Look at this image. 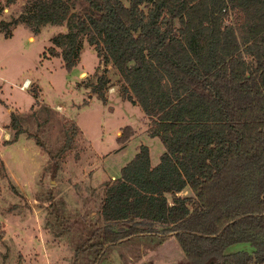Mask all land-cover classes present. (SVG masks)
<instances>
[{
  "label": "trees",
  "instance_id": "trees-1",
  "mask_svg": "<svg viewBox=\"0 0 264 264\" xmlns=\"http://www.w3.org/2000/svg\"><path fill=\"white\" fill-rule=\"evenodd\" d=\"M18 25L34 34L65 26L51 43L67 70L86 40L164 149L152 165L139 145L106 185L102 224L85 233L76 256L174 238L192 264H264V0H26L0 19V35ZM108 81L105 71L86 86L105 103ZM10 117L15 142L25 131ZM76 131L64 126L55 157ZM57 168L53 161V177ZM238 242L251 253L225 252Z\"/></svg>",
  "mask_w": 264,
  "mask_h": 264
},
{
  "label": "rangeland",
  "instance_id": "rangeland-1",
  "mask_svg": "<svg viewBox=\"0 0 264 264\" xmlns=\"http://www.w3.org/2000/svg\"><path fill=\"white\" fill-rule=\"evenodd\" d=\"M26 0H0V19L19 14ZM65 26H45L34 34L23 25L0 35V264H85L98 255H75L85 233L102 224L105 187L121 167L149 148L151 164L163 152L148 134L149 120L138 106L122 99L118 73L82 42L76 66L67 70L52 52L51 39ZM107 71L106 102L86 83ZM29 80V88H20ZM25 132L10 142L16 127ZM73 122L72 146L59 157L63 128ZM58 162L55 176L52 163ZM181 195H189L185 189ZM132 239L107 248L96 264H192L177 241ZM251 253L248 243L225 252Z\"/></svg>",
  "mask_w": 264,
  "mask_h": 264
},
{
  "label": "crops",
  "instance_id": "crops-1",
  "mask_svg": "<svg viewBox=\"0 0 264 264\" xmlns=\"http://www.w3.org/2000/svg\"><path fill=\"white\" fill-rule=\"evenodd\" d=\"M23 83L26 84L24 88H25V89H28V88H29V80L26 79V80L23 81ZM23 83H22V84H23ZM20 88H21V86H20ZM134 106H137V105H134Z\"/></svg>",
  "mask_w": 264,
  "mask_h": 264
},
{
  "label": "built area",
  "instance_id": "built-area-1",
  "mask_svg": "<svg viewBox=\"0 0 264 264\" xmlns=\"http://www.w3.org/2000/svg\"><path fill=\"white\" fill-rule=\"evenodd\" d=\"M25 85H26V84H25V83H23V84L21 85V89H22V88H24V87H25Z\"/></svg>",
  "mask_w": 264,
  "mask_h": 264
}]
</instances>
